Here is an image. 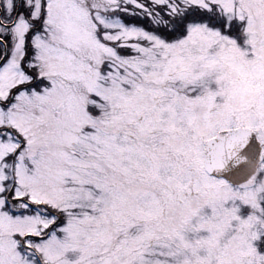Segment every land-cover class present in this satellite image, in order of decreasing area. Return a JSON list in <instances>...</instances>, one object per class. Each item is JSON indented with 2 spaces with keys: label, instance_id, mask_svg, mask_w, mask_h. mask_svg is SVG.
I'll return each mask as SVG.
<instances>
[{
  "label": "snow or ice",
  "instance_id": "6c2138e0",
  "mask_svg": "<svg viewBox=\"0 0 264 264\" xmlns=\"http://www.w3.org/2000/svg\"><path fill=\"white\" fill-rule=\"evenodd\" d=\"M0 264H264V0H0Z\"/></svg>",
  "mask_w": 264,
  "mask_h": 264
}]
</instances>
